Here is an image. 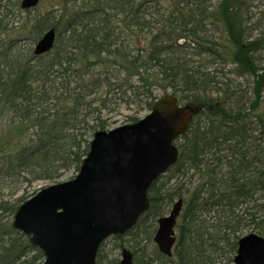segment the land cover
<instances>
[{
  "label": "trees",
  "instance_id": "obj_1",
  "mask_svg": "<svg viewBox=\"0 0 264 264\" xmlns=\"http://www.w3.org/2000/svg\"><path fill=\"white\" fill-rule=\"evenodd\" d=\"M71 4L63 0L59 9L11 27L15 37L0 39V264L44 263L42 252L12 225L36 192L4 201L3 190L54 184L72 169L79 172L89 138L108 126L102 109L131 93L145 96L151 110L156 90L170 91L198 111L177 142V164L149 191V211L118 236L143 233L151 243L158 219L182 198L173 256L154 245L144 260L146 253L137 256L144 248L134 243L135 264H218L215 255L236 254L245 231L264 238V62L258 56L264 37H253L248 3ZM15 11L23 12L21 0H0V34L6 38ZM51 28L58 36L50 53L34 57L30 47L20 48Z\"/></svg>",
  "mask_w": 264,
  "mask_h": 264
},
{
  "label": "water",
  "instance_id": "obj_2",
  "mask_svg": "<svg viewBox=\"0 0 264 264\" xmlns=\"http://www.w3.org/2000/svg\"><path fill=\"white\" fill-rule=\"evenodd\" d=\"M45 0H22L30 10ZM56 34L48 31L34 53L54 47ZM198 108L181 106L166 95L137 123L98 131L78 175L41 189L18 209L14 229L30 238L44 256V264H97L102 243L131 231L150 209L149 190L179 160L175 142L184 136ZM183 209L179 199L169 215L158 220L154 242L173 255L176 225ZM119 264H135L124 248ZM234 264H264V238L256 233L238 242Z\"/></svg>",
  "mask_w": 264,
  "mask_h": 264
},
{
  "label": "rangeland",
  "instance_id": "obj_3",
  "mask_svg": "<svg viewBox=\"0 0 264 264\" xmlns=\"http://www.w3.org/2000/svg\"><path fill=\"white\" fill-rule=\"evenodd\" d=\"M61 1L63 2V0H48L44 4L40 5L37 9L31 10L29 12H19L18 13L17 11H15L14 13L17 14L16 19H14V21H11L10 26L9 25H7V26L10 28L12 27V28L17 29L18 26L20 24H22L25 20L26 21L27 20L35 21V18L38 15H43L46 12L53 10L54 7L59 9L57 6H59L61 4ZM76 1L77 0H71V3H72L71 5L76 6ZM217 1L218 0H213L214 3ZM245 1L250 6L248 9L247 15L251 19L249 25L252 28L251 30L253 33V37L254 38L264 37V0H245ZM20 14H21V16H20ZM6 22L7 21H5V24H6ZM31 26H32V23L29 24V27H31ZM12 28L9 29V31L7 32V34H6L8 36L7 38L5 37L4 34H1V36H2L1 38L9 40L10 38L15 37L16 33L14 32L15 30ZM6 30H7V28H6ZM27 31L25 33H20V34H27ZM38 40L36 41V43L38 42ZM181 42H184V41H181ZM36 43L31 44L29 41L26 40L25 42H21L19 46L22 50L28 49V47H30V49H32V53H33L34 46ZM258 56L261 57L263 62H264V50L262 52H260L258 54ZM104 91H106V89H104ZM168 93H171V92L168 91ZM154 95L157 98H161L165 94H163V92L161 90H156L154 92ZM98 96L100 97L101 93L98 94ZM102 96H104V95L102 94ZM144 97L145 96H143V97L141 96V97L137 98L135 95L133 96L131 93H129L128 97L125 98V100H121V99L116 98V100L114 101L115 102L114 104H108L110 110L108 108L102 109V115H103L102 119L106 120L107 124H108L106 130H111V129L121 127L123 125L130 124L131 118L132 119H138V120L145 118L149 114L150 110H148L146 107L147 99ZM127 100H129V101L132 100L133 102L129 103ZM149 101L150 100H148V102ZM93 136H91L89 138L90 141L93 140ZM77 174H78V172L75 171V169H72L62 179V181L57 182V183L72 180L73 178H75L77 176ZM71 177H72V179H69ZM54 184H56V183H54ZM49 185H52V184H50L49 182H35L33 184V186H31V187H28V186L25 187L24 186L18 192H16L14 185H12V187L3 190V196L4 197L2 200L13 201L15 198L23 195L26 190H27V195H31V194H34L35 192L37 193L42 188H45L46 186H49ZM166 185H169L171 187L175 186L173 180H170V181L167 180ZM166 188H169V187L166 186ZM177 200L178 199H176L175 202ZM175 202L171 204L170 209L167 211V213L164 216L169 214V211L172 209ZM156 229H157V226H156ZM152 230H154V229H151L150 231H152ZM249 233H252V231H245L243 234H241L240 237H243ZM153 238H154V236L151 237V243H150V242L145 241L143 233H139V237L136 236V234H134L133 236L125 237L123 240L119 239L116 236L111 237V238L107 239L101 246V249L99 252L100 253V261L102 264H110L111 261H115V260L120 262L122 249L128 248L133 252L134 247L132 244H134V243H137L138 248L139 247L144 248V250H141L140 252L137 253V256L141 257L142 256L141 254L146 253V256L143 257V259L147 260L148 259L147 254H149V253L153 254V249H154V245H155ZM235 256H236V254L232 255L229 253H225V255H215L216 259L218 260V264H234V257Z\"/></svg>",
  "mask_w": 264,
  "mask_h": 264
}]
</instances>
